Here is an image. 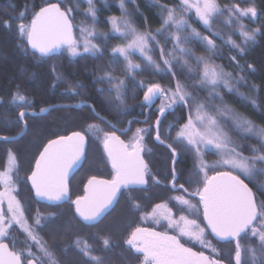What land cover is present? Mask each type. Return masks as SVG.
<instances>
[{
	"label": "snow or ice",
	"instance_id": "6c2138e0",
	"mask_svg": "<svg viewBox=\"0 0 264 264\" xmlns=\"http://www.w3.org/2000/svg\"><path fill=\"white\" fill-rule=\"evenodd\" d=\"M63 0H61V3ZM61 3H44L38 10L31 13V20L25 23L29 15L28 7L19 13L15 19L20 23L16 26L18 34V47L27 55L29 52L38 57L37 63H42L48 59L59 56L64 49L70 58L92 56L100 58L104 54V45L107 44L108 33L96 32L93 27H81L80 32L86 38L81 44L73 36V24L69 20V13L72 8L61 10ZM89 5L86 15L90 16L93 25L97 23V9L94 0H87ZM127 3L135 5L136 0H120V17L112 16L108 18L111 24V31L118 35L120 39H132L127 43L117 44L111 49L109 56V68L102 75L95 78L96 82H108L107 89L98 88L97 91L104 93H114L108 97L109 104L124 106L125 99L130 93L135 97L138 90H143V97L139 103L146 116L150 114V106L156 99L161 103L157 109L159 115L156 116L154 127L156 129L155 141L164 143L161 140L160 126L162 117L175 106L182 105L188 110L187 121L181 126L173 143L180 145L184 152H191L194 158V165L186 183H196L197 188L189 192L184 184L177 185L175 181L180 178L175 165L181 156V152L170 143L167 147L172 155V181L171 191H183L187 196L199 198V206L203 208L204 227L196 219H188L181 215L173 218L172 210L167 203L155 204L151 212L143 213L140 216L142 221L152 219L157 224L161 220H167L170 229L178 230V235H170L168 232H158L150 228L136 227L124 240L128 247L125 249L131 256L142 253L140 264H222L218 259L205 255L203 251L195 252L190 247H186L180 242L179 237H187L191 241L211 249L216 254L217 249L206 241L205 237L210 230V234L218 242L232 243L235 241V264H264V200H259L257 193L264 196V124H257L236 112L229 105L224 103V95L219 91L221 86L228 93H234L253 109L261 107L257 85H246L245 77L242 75L233 76V71H225L223 65L216 64L214 57L223 58L222 52H217L216 41L213 37H220L222 43L237 55L246 54V47L250 42H255L256 34L260 29L245 30L246 25L242 23L244 17L249 15L258 17L256 7L249 6L241 8L238 3L225 4L221 6L217 0H179L177 5L160 4L158 0H153V4L160 9L162 23L155 32L150 30L138 31L129 18ZM136 13L139 7L136 6ZM210 35L201 33L189 23L192 13ZM166 13V14H165ZM223 23L231 27L237 26L239 35L242 37L241 44H237L231 36L227 40L221 36L219 31H213V24L218 17L225 16ZM11 25L6 22L5 27ZM237 29H233L234 31ZM157 37H162L163 42ZM103 39V44H94L91 39ZM171 41V48H167ZM199 43L205 49L206 55H195L194 49L190 45ZM159 49L158 63L153 54ZM138 52L142 58L141 63H134L131 59L133 53ZM117 54L123 58L124 65L121 71L123 76L114 75L117 68ZM229 62L240 67L237 56L229 57ZM163 65V67L161 66ZM248 65V68H251ZM152 71L157 75L170 76L175 81L174 87H165L160 83H148L145 89L143 79L135 81L136 72ZM241 71L244 69L241 67ZM51 72L55 76L53 87L62 80L61 74L56 73V65L51 66ZM177 73L184 76L182 82L177 78ZM134 81L131 89L126 81ZM246 85L252 95H246L239 91L240 85ZM83 84L77 81L63 91L66 94L79 95L78 89ZM193 90H206L205 100H199L194 95ZM212 101H220L218 104ZM11 104L20 105V111L15 120H9L7 124L20 123L21 128L15 136H0V141L11 142L20 136L28 127L27 116H37L46 114L57 107H83L86 101L81 100L76 105H53L41 107L39 113L29 112L33 101L20 93L19 90L13 93ZM91 112L97 119L104 121L110 127V121L100 116L96 112L95 106L89 105ZM129 110L124 107L122 111ZM146 123V120L143 121ZM132 121H129L131 125ZM173 126L170 122L169 127ZM153 125L148 127H138L132 136L127 140H122L116 133L103 132L96 123H89L81 131H73L69 135L56 136L49 139L44 144L39 156L35 160V166L30 175L26 177L31 182V189L35 198L51 205L59 206L68 200L70 196L69 176L73 169L82 166V162L87 159V148L89 139L99 140L103 145V150L107 155L113 170L111 180H101L92 176L84 185V195L77 196L71 201L74 205V215L81 223L88 227H94L103 217L119 202L123 192H127V199L130 202V210L140 211L142 205L134 200L131 193L136 190L135 186L146 185V175H148V165L144 162L141 152L144 150V140L146 135L152 130ZM127 133L130 127L120 129ZM232 133L241 141L236 143ZM255 140V144L246 145L248 140ZM245 149L248 155H245ZM209 151H214L218 159L209 163L204 157ZM18 156L12 149L7 150V158L3 171H0V264H25V256L31 257L26 264H60L55 252L39 236L37 228L45 226L49 222V217H56L58 213L43 215L37 209L29 223L25 215L26 208L17 199L18 193L16 181L24 178L16 177L13 173L19 171L17 163ZM217 168H226V171H214L213 175H208L209 171ZM155 183H159L155 177ZM247 181V182H246ZM202 185V186H200ZM251 185V186H250ZM255 189V191H254ZM169 201H175L178 206L186 207L191 213L199 214V207L193 204L184 195L170 196ZM7 204L6 211L4 204ZM16 226L26 237L25 247L15 250L17 240L15 238L9 243L4 240L9 237L10 232ZM117 231L119 228L117 227ZM247 237L249 240L255 239V244L244 246L241 240ZM103 249L108 250L117 246L112 241L111 235L101 237ZM75 247L87 257L86 264H106L103 256L93 255L94 249L86 241L77 237L73 242ZM33 246L37 252H33ZM67 246L63 252H67ZM127 259V258H125Z\"/></svg>",
	"mask_w": 264,
	"mask_h": 264
},
{
	"label": "trees",
	"instance_id": "16d2710c",
	"mask_svg": "<svg viewBox=\"0 0 264 264\" xmlns=\"http://www.w3.org/2000/svg\"><path fill=\"white\" fill-rule=\"evenodd\" d=\"M61 3V0H0V55L5 57L6 59L12 60V63L9 62H0V136H15L16 133L20 131L21 124L13 123L7 124L6 122L9 120H15L19 111L20 105L11 104L12 95L17 90L20 91L23 95L27 96L30 100L33 101L32 108L39 109L41 107H47L51 104L61 102L58 97V94H55L60 87H68L69 84H75L77 81L83 84V98L85 97H93L94 95H90V92L98 93V88L107 89L109 87L108 82L99 83L96 82L95 78L99 75H102L106 71H111L109 68V56L111 54V49L117 44L127 43L130 40V36L127 39H120L118 35H115L111 31V24L108 23V18L112 16L120 17L122 15L120 9V0H94L95 8L97 11V23L93 25V21L90 16L86 15V9H88L89 5L87 0H63L61 3V8L65 11L69 8H72V12L69 13V19L73 24V36L77 39L81 44L83 40L86 38L82 36L80 32L81 27H87L91 30L93 27L96 32L99 33H108L107 44L104 45V54L100 58H93L92 56H83L77 57L75 60H63V56H67V50L64 49L62 54L59 56L52 57L45 62L37 63L38 57H35L29 52L27 55L18 47V34L16 30V26L20 23L18 19H15L19 15V13L25 8L28 7L29 15L25 19V23L30 22L31 13L35 10H38L39 6H44V3ZM160 4H168V5H177L179 0H158ZM217 2L224 6L225 4H236L238 0H217ZM263 2V1H262ZM244 6L243 4H239ZM136 6L139 7V13L137 14L135 9ZM126 8L128 10L129 18L132 20L134 27L138 31L150 30L155 32V29L159 28L162 23V17L160 14V9L153 4V0H136L135 5L132 3H127ZM166 14V13H165ZM225 16L218 17L217 20L213 24V31L221 32V36L223 38L230 36L229 32L233 29H237V26L233 24L231 27L226 26L223 21ZM8 22L11 26L5 27V23ZM189 23L192 27L196 28L201 35H210L208 31L204 29V27L198 22L197 19L193 18L189 20ZM242 23L246 25L245 30L252 29H260V31L256 34L255 42H250L246 47V54L243 56L237 55L236 51L231 50L230 46L226 47L220 37H213L216 41L217 52L223 53V58L214 57V62L219 65L224 66L225 71H235L233 72V76L242 75L245 77L246 85H257L258 86V95L260 97L261 107L258 109H253L250 105L246 104V102L238 99V97L232 93L231 96L227 97L225 94V89L221 86V92L224 94V103L229 105L231 108L239 112L241 115L252 119L257 124H264V30L257 25V21L253 19V17L248 16L242 19ZM258 26V27H257ZM238 31V29L236 30ZM234 40H237V35H231ZM132 38V37H131ZM91 39V42L94 44H103V39ZM163 42L162 37H157ZM226 40V39H224ZM194 49L195 55H206L205 49L199 45L197 42L194 45H190ZM167 48H171V41L168 42ZM159 49L157 48L155 53L153 54V58L161 63L159 59ZM236 55L237 60L239 61L240 67H236L234 63L229 62V57ZM117 68L113 73L116 76L122 77L123 72L121 69L123 68L124 61L122 57H119L117 54ZM131 59L134 63H141L142 58L137 52L133 53ZM56 65V73L61 74L63 79L58 81L56 86L53 87V80L55 76L51 72V66ZM248 65H251V68H248ZM163 67V65L161 64ZM241 67L244 71H241ZM177 78L182 82L191 84L190 81H185L184 76L181 73H177ZM143 79L145 81V89L148 83H160L165 87H174L175 81L171 79L170 76H161L157 75L152 71L139 72L137 71L135 74V81H139ZM128 88L131 89L134 81L128 79L126 81ZM242 84L239 86V91L245 93L246 95H252L249 92V88ZM219 89V90H220ZM189 91H194V95L198 96L199 102L200 100H205L207 96L206 90H193L191 87L188 89ZM142 90H138L135 97L129 93L125 99V102L131 103L137 101L141 95ZM102 95H105L104 98L108 101V97L110 95H114V93H108L105 91ZM81 98V99H83ZM79 99V100H81ZM78 102V100H77ZM160 102V101H159ZM214 104L220 103V101H212ZM112 112H119L122 106H117L115 104H109ZM31 108V109H32ZM115 114H111V118ZM35 120L41 122V126L43 125L42 121H52L50 115L45 116H36ZM188 110L184 108L182 105L175 106L174 110H169L164 117L162 118V124L160 126V131L162 134H167V129L169 128L170 122L173 126L172 130L177 132L179 127L183 125L187 121ZM31 119V118H30ZM39 124V125H40ZM36 130H41V127L37 126ZM44 127V126H42ZM51 127H46V130H50ZM54 129V128H53ZM29 133H25V136L11 141V142H3L0 141V169L5 167L6 158H7V150L12 149L14 153L18 156V165L19 171L14 173V177H22L26 174L27 171V160L30 155L34 154L36 151H39L38 148H34L37 144L33 143V140L29 141V138L26 136ZM233 139L236 140L237 144H240L241 141L232 133ZM35 136H32V138ZM256 141L248 140L245 142L246 145L255 144ZM42 145V144H41ZM99 144H97L98 146ZM250 153L245 149V155ZM20 187V186H19ZM21 192V190H19ZM258 199L261 200L263 197L258 196ZM27 208V214L30 218L34 217L35 213L31 211L32 207ZM39 209V208H38ZM34 210V208H33ZM40 210H43V215H47L49 213H55L53 208H44L42 207ZM58 217H49V222L46 223L45 226L41 228H37L39 236L43 237L44 241L47 242L48 246L55 252L56 258L60 261V264H86L87 257H83V254L73 249L71 245L70 235L67 234L63 237V245L67 246V252L60 251L58 245V231L59 228H63V226L59 227L57 223ZM59 227V228H58ZM14 237L17 240L15 245L16 249H22L25 247L26 237L23 232L15 230ZM13 238H7L4 241H7L11 245V241ZM65 249V248H64ZM95 250L100 252L98 256H104L102 248H99L97 245L95 246ZM33 252H37L35 246L32 248ZM37 254H39L37 252ZM135 256H131L130 253L126 252V264H134ZM31 257L25 256V260L30 259ZM26 264V261H25Z\"/></svg>",
	"mask_w": 264,
	"mask_h": 264
},
{
	"label": "flooded vegetation",
	"instance_id": "af4514ba",
	"mask_svg": "<svg viewBox=\"0 0 264 264\" xmlns=\"http://www.w3.org/2000/svg\"><path fill=\"white\" fill-rule=\"evenodd\" d=\"M263 1V2H262ZM241 8H247L249 6L256 7L258 11V17L253 18L257 21V25L264 30V0H238ZM250 16V15H249ZM263 16V21L261 22V17ZM257 26V27H258ZM63 60H75V58H70L67 56L62 57ZM67 87H60L55 92L58 94L59 100L61 102L51 104L53 105H76L79 101L84 100L83 92L84 89H78L79 95H71L66 94L63 90ZM90 95H94L93 97H85L86 104L83 107H57L54 110L49 111L46 115H50L52 121H42L44 127L41 126V122L35 120L36 116H27L25 119L27 120L28 127L25 133H29L26 137L30 140H33L34 148H38L39 152L36 158L39 156L40 151L43 149L44 144L48 142L49 139H55L56 136L60 135H69L73 132L76 126H80L82 130L89 123L98 124L103 130L100 135H103V132H115L117 136H119L122 140H127L132 136L133 132H135L138 127H148L153 125L152 130L149 134L146 135L144 140V150L141 152V156L144 162L148 165V175H146L147 184L135 186L136 190L132 191L131 195L134 200L142 205L140 211L133 212L130 210V202L127 199L128 193L123 192L120 196L119 202L114 205V207L106 214L103 219L96 224L94 227H88L81 223L78 217L74 215V205L71 204V201L75 200L77 196H83L84 193V185L87 183L88 179L92 176L97 177V179L101 180H111L113 176V170L111 167V163L109 162L106 153L103 150V145L99 140L89 139L88 148H87V159L82 162V166L77 167L72 170L69 176V188H70V196L68 200L64 203H61L58 207L55 205H51L44 201H39L35 198L34 191L31 189V182L27 181L26 177L30 175L32 168L35 166V161L31 164L29 170L27 168L26 174L23 175L24 179L22 181H16L18 193L17 199L22 200L27 206H32V208H53L55 213H58L56 217L57 223L60 226H63V223L66 224L67 221L70 220L71 225L69 227L63 226V228H59L58 231V245L61 253L65 248L63 245V237L67 234L70 235L71 245L73 249L78 250L74 241L77 237H80L82 241H86L89 245L94 249L93 255H99L100 252L95 250V246L97 245L99 248L103 249L101 237L106 235H111L112 241L115 245L108 250H102L105 256L106 264H126V248L127 245L124 244V240L127 239L128 235L131 231L136 227H144L150 228L158 232H168L170 235H178V230L170 229L168 226L167 220H161L159 224L152 219H147L142 221L140 216L143 213L151 212L152 208L155 204L158 203H167L168 207L172 210L173 218H178L181 215L187 216L188 219H196L198 223H200L201 227H204L205 222L203 221V208L199 206V198L189 197L183 191H171L172 181V155L171 150L167 147L168 144L172 143L173 147H176V144L173 143L174 131L172 127L167 129V134L161 135V140L164 141L161 144L158 141H155L154 137L156 134V129L154 127V122L156 120V116L159 115L157 109L159 107L160 99H156L155 102L150 106V114L146 116L145 112L142 111L141 107H139V103L143 97V90L141 95L137 101L128 103L125 102V105L121 107L119 112H112L108 101L104 98L105 95L103 93H94L90 92ZM83 98V99H81ZM81 99V100H79ZM78 100V102H77ZM89 105L95 106L96 112L100 114V116L105 117L107 121L111 122V125L114 127H110L104 121L97 119V117L91 112ZM48 107V106H47ZM124 107H127L129 110L122 111ZM29 112L35 111L39 113L38 109L32 108L28 110ZM55 112V115L52 113ZM115 114L113 119L111 118V114ZM52 115V116H51ZM38 116V115H37ZM45 116V115H43ZM164 117V116H163ZM162 117V118H163ZM31 118V119H30ZM146 120V123L143 121ZM129 121H132L131 125H129ZM40 124V125H39ZM39 126L41 127L40 132L32 138L33 135L30 136L33 130H36ZM46 127H51L48 131ZM103 127V128H102ZM130 127V131L127 133H123L120 129ZM54 128V129H53ZM39 131V130H36ZM81 131V130H77ZM23 133V137L25 136ZM21 136V137H22ZM20 137V138H21ZM42 144V147L40 148ZM97 144H99L97 146ZM177 150L181 152V156L178 159V163L175 165L177 172L179 173L180 178L175 181L177 185L184 184L186 188L189 189V192L194 191L197 188L196 183L188 184L186 181L189 178V175L192 171L194 165V158L191 152H184L183 150ZM209 151L205 154L204 159L211 163L217 160L216 154ZM211 154L213 157H209ZM215 154V155H214ZM4 169V168H3ZM219 169V168H218ZM2 170V169H0ZM214 171H218L214 169L208 172V175H213ZM15 175L13 174V179L15 180ZM153 177L159 181V183H155L153 181ZM247 182V181H246ZM2 186V185H0ZM20 186V187H19ZM202 186V185H200ZM251 186V185H250ZM21 190V192L19 191ZM255 191V189H254ZM184 195L186 198L190 199L193 204H197L199 207V214L197 215L195 211L189 212L186 207L178 206L175 201H169L168 198L170 196ZM257 196H260L257 193ZM263 197L264 196H260ZM29 223H32V218H28ZM117 227L119 231H117ZM15 230L21 231L19 226H16L12 229L8 238H14ZM22 232V231H21ZM206 235L205 239L217 249V253H212L211 249H206L202 247L199 242L191 241L187 237H179L180 242L184 244L186 247L192 248L195 252L203 251L205 255L211 256L215 259H218L222 262V264H235L233 259L235 254V241L232 243H224L218 242L213 235ZM7 242V241H5ZM8 243V242H7ZM256 240H249L247 237L241 240V244L244 246H248L249 244H255ZM20 250V249H16ZM31 259V258H30ZM142 259V253L137 254L134 257L135 263L140 264V260ZM27 262V260H25Z\"/></svg>",
	"mask_w": 264,
	"mask_h": 264
},
{
	"label": "rangeland",
	"instance_id": "374dc122",
	"mask_svg": "<svg viewBox=\"0 0 264 264\" xmlns=\"http://www.w3.org/2000/svg\"><path fill=\"white\" fill-rule=\"evenodd\" d=\"M192 15H193V18L194 19H196L195 18V13L193 12L192 13ZM263 21V16L261 17V22ZM221 33V32H220ZM115 34V33H114ZM229 34H230V36L231 35H237L238 37H237V40H234L233 38H232V36H231V38L237 43V44H241V42H242V37L239 35V31H234V30H231L230 32H229ZM115 35H117V34H115ZM229 37V36H228ZM228 37H225L224 39H228ZM130 39H132L131 38V36L129 37ZM137 54L138 55H140L138 52H137ZM4 61H6V62H9V63H12V60H10V59H6L5 57H3V56H1L0 55V62H4ZM219 91H222V89H220ZM226 94V96L227 97H229V96H231L232 95V93H228L226 90L224 91ZM222 94H223V92H221ZM224 95V94H223ZM238 99H240L239 97H238ZM160 103H161V100H160V102H159V105H160ZM236 111V110H235ZM237 112V111H236ZM239 113V112H238ZM240 114V113H239ZM52 115H55V112L54 113H52ZM51 115V116H52ZM182 126V125H181ZM181 126L179 127V129L177 130V132L180 130V128H181ZM101 128V127H100ZM103 128V127H102ZM75 130L74 131H77L78 129L79 130H82V128L80 127V126H76V128H74ZM38 132L39 131H36V130H33V132H31V134H30V136L31 135H33V136H36L37 134H38ZM177 132H173L175 135H174V137H176V134H177ZM42 147V145L40 146V148ZM178 147V149L179 150H182V148H181V146L180 145H177L176 144V148ZM39 150V149H38ZM38 152L39 151H36L34 154H32V155H30V157H29V159L27 160V166H28V170H29V168H30V166H31V164L33 163V161H35V157L38 155ZM212 153L211 154H213V152L214 151H211ZM215 153V152H214ZM211 154H209V157H213ZM215 155V154H214ZM215 156H217V159L219 158L218 157V155H215ZM4 169H2V170H0V171H3ZM217 170L218 171H226V170H228V169H226V168H217ZM14 174V173H13ZM4 189H3V185L2 186H0V191H3ZM15 194V193H14ZM21 201V204L22 205H24L25 206V208L27 207V205L25 204V203H23L22 202V200H20ZM4 209H5V211H6V208H7V204H6V202H5V204H4ZM29 208H31L32 206H28ZM37 207L36 208H34V210H33V208L31 209V211H33V213H35L36 214V212H37ZM39 210V212L41 213V214H43V210H40V209H38ZM25 215L28 217V218H30L29 216H28V214H27V208H26V212H25ZM71 225V222H70V220L69 221H67L66 222V224H65V227H69Z\"/></svg>",
	"mask_w": 264,
	"mask_h": 264
},
{
	"label": "water",
	"instance_id": "95a60500",
	"mask_svg": "<svg viewBox=\"0 0 264 264\" xmlns=\"http://www.w3.org/2000/svg\"><path fill=\"white\" fill-rule=\"evenodd\" d=\"M55 3H57V2H55ZM54 2H53V4H55ZM61 10L62 11H64L62 8H61ZM70 20V19H69ZM155 102V101H154ZM153 104V103H152ZM80 108V107H79ZM47 114V113H46ZM46 114H40V115H38V116H43V115H46ZM26 131V130H25ZM25 131H24V133H25ZM23 135V134H22ZM22 135H20V136H16V139L15 140H17V139H19ZM208 231H210V230H208ZM5 242V241H4ZM5 243H7V242H5Z\"/></svg>",
	"mask_w": 264,
	"mask_h": 264
}]
</instances>
